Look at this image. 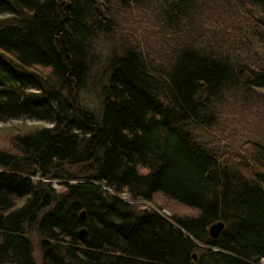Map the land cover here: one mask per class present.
Segmentation results:
<instances>
[{
  "label": "trees",
  "instance_id": "obj_1",
  "mask_svg": "<svg viewBox=\"0 0 264 264\" xmlns=\"http://www.w3.org/2000/svg\"><path fill=\"white\" fill-rule=\"evenodd\" d=\"M99 36L120 48L95 108ZM16 121L0 264L264 263V0H0V123Z\"/></svg>",
  "mask_w": 264,
  "mask_h": 264
},
{
  "label": "rangeland",
  "instance_id": "obj_2",
  "mask_svg": "<svg viewBox=\"0 0 264 264\" xmlns=\"http://www.w3.org/2000/svg\"><path fill=\"white\" fill-rule=\"evenodd\" d=\"M113 41L114 42H112L111 40H107L103 36H99L98 38H96L92 41V44H91L92 45V58H93L92 61H95V64L93 66H95L97 63L99 64V66H98V69L91 72L92 75L90 76L91 79H90V83L88 85V90L83 92V94L81 95L83 101L85 103L87 101L88 104L90 103L91 105H89V106H91V107L96 108L98 106V103H99V100L96 98L95 93L97 91V86L99 85V83H98L99 79H101V77L103 75V73L99 74V71L101 70V68H103L102 63L110 58L111 53H115V55H116V52L118 53V51H119L118 49L120 48V44L118 43V41L115 39H113ZM94 68L95 67H93V69ZM102 78L104 79V77H102ZM23 123L25 126L30 125V124L31 125H38V124L44 125L43 123H35L32 121H28V120L26 122H23ZM17 124L20 125L22 123H21V121L6 122V124L0 123V138H3V136H4L3 133H4L6 127H11L12 125L17 126ZM46 126L48 127V125H46ZM36 180H37V178H36ZM50 187H53V189H55V191H57V192H62V188L57 183L52 182V184H50ZM151 207H154V206L152 205ZM162 214L166 215L167 217L170 216L169 212L167 210H163ZM30 237H31V242H33V244H34L33 249L36 251V255H37V252H38L37 239L38 238H37L36 227H35L34 231L32 230ZM37 263L39 264L38 259H37Z\"/></svg>",
  "mask_w": 264,
  "mask_h": 264
},
{
  "label": "water",
  "instance_id": "obj_3",
  "mask_svg": "<svg viewBox=\"0 0 264 264\" xmlns=\"http://www.w3.org/2000/svg\"><path fill=\"white\" fill-rule=\"evenodd\" d=\"M79 218L82 219L83 221L86 219L84 212L80 213ZM224 227H225L224 223H222L221 221H216L215 223H212L208 227L207 233L211 239L216 240V238H218L221 235L220 233L223 231ZM36 230H37V227H36ZM79 235L86 236V230L81 229L79 231ZM192 257H193V261L195 262L197 260L196 254H193Z\"/></svg>",
  "mask_w": 264,
  "mask_h": 264
}]
</instances>
